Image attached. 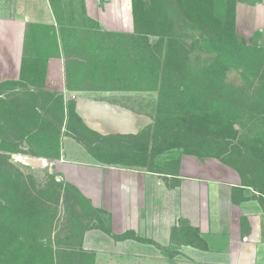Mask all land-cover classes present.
Here are the masks:
<instances>
[{
	"label": "crops",
	"instance_id": "obj_1",
	"mask_svg": "<svg viewBox=\"0 0 264 264\" xmlns=\"http://www.w3.org/2000/svg\"><path fill=\"white\" fill-rule=\"evenodd\" d=\"M83 1L88 14L90 0ZM105 3V13L88 16L104 31L132 33L131 0ZM106 16L115 20L108 22ZM26 24L49 27L57 43L46 61L43 86L30 84L31 89L57 92L64 105L72 101L82 122L101 135H137L153 125L158 89L110 61L97 68L105 79L90 78L83 67L72 68L73 48L78 46L66 55L67 39L62 42L48 0H0L1 81L24 82ZM235 27L264 47V0H236ZM127 72L125 80L114 76ZM66 154L62 145L56 161L69 163ZM157 155L153 168L105 164L92 157L74 163L80 169L72 182L94 207L107 211L112 233L131 231L140 238L116 239L102 229H87L75 248L90 254L87 264H264V195L218 158L181 151L166 158ZM184 223L198 230L207 249L181 243L174 229Z\"/></svg>",
	"mask_w": 264,
	"mask_h": 264
},
{
	"label": "rangeland",
	"instance_id": "obj_2",
	"mask_svg": "<svg viewBox=\"0 0 264 264\" xmlns=\"http://www.w3.org/2000/svg\"><path fill=\"white\" fill-rule=\"evenodd\" d=\"M64 1L65 5L68 6V3L71 2L74 6V17L70 18L68 10L66 9L63 20V24H65L63 30L66 35L68 50H70L75 43V45L78 46L77 48H73V50L75 49L77 51H75V55L71 59L72 68L77 69L78 67H83L85 70L89 71L90 78L99 80L101 77L105 79L100 73H97V68L104 66L106 64L103 63L104 61L108 63V61L112 60L111 53H115L114 55H117V58L120 59L118 62H122V65L118 67V65L115 66L114 64V67L127 68L129 71H132V73L133 70L136 69H141L144 74H147V71H149L150 76L154 74L156 79L150 80L147 75L143 77L144 82L150 84L153 81L157 83L158 81H164L167 83L166 85L170 84L172 86H165L158 100L156 120L161 130L159 129V132H154V134L153 132L147 133L148 139H143L141 143L142 150H145L150 158H156L158 153H164V157L162 158H166L167 154L180 151L183 152L184 146H186L190 148L197 157L216 158L205 153L207 146H203L202 144L207 143L205 140L208 137L200 138V142L193 141L194 144H192V140H187V138H192V132L184 134L181 131V126L183 124L182 116L185 111H192V103L194 104L195 102V99L192 100L193 96L199 94V97H201L202 91L207 88L205 84H199L197 87L192 88V73L202 77L203 74L206 73L205 69H207V66L213 61L215 56L213 48L209 47L207 45L208 43L205 42L207 37L206 31H203L200 27H197L196 24L192 23L179 9H174L169 0L166 1L167 12L175 26V31L179 40L185 49V74H188V77L182 84H180L178 80L169 82L167 79L169 75L166 73L162 60L165 49L163 42L160 46L157 45L156 50L152 48L148 49L144 40L136 36L134 31L132 33L108 32L102 30L100 27L97 29L93 26V22L89 19H84L82 8L83 0ZM112 4L114 5L113 2ZM89 5L90 10L88 14L85 9V14L87 16H101L105 13L107 6L105 0H90ZM212 7L214 15L218 17L223 16L225 0H213ZM101 11L104 12L101 13ZM89 18L91 19V17ZM106 18L108 22L115 20V18L111 16H106ZM37 32L36 35L38 37L44 35L42 29H40V33L39 29H37ZM235 32L238 39L240 38L243 40L245 45L251 47L258 45L254 41V36L248 35L247 32L238 31L236 28ZM77 39L79 41H77ZM156 40L157 37H150L151 44L155 45ZM38 46L42 51H46L50 49L51 44L41 39L40 42H38ZM107 50H111V53ZM109 55L110 59H108ZM154 57L158 58L156 59L158 62L153 63ZM237 62H239V65L237 63L228 64L227 62L224 63L225 66L222 65V73L220 72L221 74H219L222 79V84L220 86L224 90L219 91L215 96H208L207 98L202 96L201 100H199L198 108L200 106L201 108H206V110L211 109V101L212 103L215 101L216 104L220 101L222 102L221 104H223L224 100L222 96L223 94L225 95L227 91L232 90L241 94V104H239L240 106L236 109L238 117L236 118V123H234V127L238 129L237 138L226 139L224 145L218 144L212 149L219 152L220 156H223V158L230 159L231 162L236 163V165L245 172L247 179L255 181L259 177L264 178V173H262L264 167L261 166L262 163L260 164L258 159L260 148H264V112H262V108L260 107L261 104L259 103L258 94H256L255 97L253 95L254 92L258 90V87H256L257 84H250L244 79L245 76L250 74L248 71L250 68L246 67L245 63L240 61ZM114 76H123L122 79H128L129 73H121L120 75L116 73ZM135 78L136 76L134 74L133 79ZM40 81L39 76L35 78L37 86L40 85ZM10 82L13 81L0 80L1 107L13 106L14 109H18L19 107H29V104H37L38 108H36V112L39 113L38 115L35 114L32 107L25 115L19 113V128L22 129V132L18 135V147L24 153L4 151L12 147L4 142H2L3 147H0V173L9 170V166L6 163L7 161L21 170L26 178H24L20 186L24 185V187H15V190L18 189L20 191V196H22V191H29L31 195L30 197L25 195V199L29 204L30 200L36 202L32 209L33 211L29 215V221L24 224L19 223L21 213L17 215V211L20 209V200L16 199L14 202V211H16L14 223L18 230L17 233L20 241H28L31 243L36 235L38 240V245L35 246L33 242L30 244L29 258H21L20 254L14 253V257L16 256L18 259V261L15 259L14 264H26L25 260H28V264H87L88 260L92 258L90 254L75 250L81 232L84 231L85 227L90 229L99 225L98 220H95L97 215H100L104 220H106V217L92 210L87 202L81 199L77 193L76 188L78 187L72 182V179L77 176L80 166L74 165V163L87 161L91 159V157L95 159L90 153L93 151L102 156L103 159L109 160L114 156H116L115 159L121 158L124 155L129 156V153H134L136 148L127 150L123 147L117 149V147H115L116 144L121 142L118 139L109 142L108 140L101 141L103 142L101 146H98L99 142L91 143L92 140H100L95 139L93 135L84 131L76 119H68V128L65 123V117L62 124L60 123L58 119L60 116V105L56 103L54 97L53 99L48 98L46 93H42L41 88H37L32 98L29 92L23 90L22 87L12 91V88L16 87L17 84H11ZM49 92L59 95L54 91ZM71 103L72 101H68L67 105ZM1 107L0 126L3 130V126L1 125L3 124V122H1ZM22 109L24 108H21V110ZM37 118L39 121H42V119H53L55 123L51 128L61 126L58 144L60 147H62V145L65 146L67 153L66 157H68L69 163L60 164L56 161L57 159L48 156V154L53 153V139H48L49 141H46L43 134L28 131L30 126H34L32 123L38 121ZM108 143L114 145L108 146ZM32 150L41 155H31ZM2 155L8 156V159L4 158ZM22 158H40L41 162L34 166L23 163ZM87 175V177L91 179L89 172ZM59 185L61 186V195L56 197L54 192L57 193ZM4 189V185L0 183V194ZM1 200L0 197V201ZM41 203H43V205H41ZM42 208L44 212H42ZM38 219L40 221H38ZM36 220L38 222H36ZM35 224L39 225L33 228ZM2 230L3 228H0V234ZM26 233L33 234V237L31 236L25 240L24 234ZM41 244L42 246H40ZM14 245L15 249H18L16 252L20 251L19 244L15 242ZM24 246L25 245L21 247ZM1 249L2 247L0 245V250ZM52 255L54 256L53 260H55L53 262L51 260ZM181 257L184 258L187 257V255L182 252ZM7 258V256L2 258L0 264H3L4 260H7Z\"/></svg>",
	"mask_w": 264,
	"mask_h": 264
},
{
	"label": "trees",
	"instance_id": "obj_3",
	"mask_svg": "<svg viewBox=\"0 0 264 264\" xmlns=\"http://www.w3.org/2000/svg\"><path fill=\"white\" fill-rule=\"evenodd\" d=\"M50 3V6L52 8L54 17L60 26V35L62 37V42L65 40L66 35L63 30V20H64V12L66 9L68 10L70 18L74 17V6L70 3H68V6L65 5L64 0H48ZM166 1L167 0H131V14H132V20H133V28H134V34L138 36L139 38L143 39L148 49H154L156 50L157 45H161L162 42L164 43V54L162 57L164 67L166 69V73L169 75L167 76V79L169 82L172 81H179L180 84L183 83V81L186 80L188 77V74H185L186 71V55H185V49L183 47V44L180 42L179 37L175 31V26L167 12L166 7ZM171 6L174 9H179L185 17H187L189 20H191L192 23L196 24L197 27H200L203 31H206L207 37H206V43L209 47L213 48L214 51V58L213 61L207 66L206 73L203 74L202 77H199L197 75H194L192 73V88L197 87L199 84H205L207 88L204 89L201 93V97H208V96H215V94H218L219 91L224 90L221 88L222 79L220 77L222 65L225 66V62L228 64L237 63L239 65L240 61L242 63H245L246 67L250 68L249 75L245 76L244 79L249 82L250 84H257L256 87H258V90L254 92V97L256 94L259 96V103L261 104L262 112H264V48L261 46H247L244 44L243 40L238 39V36L235 32V3L236 0H225V8L223 16L218 17L214 15L213 13V7L212 2L213 0H169ZM83 14L84 19H89L91 22H93V26L97 29H99V25L96 21L90 19L85 14V7H84V1H83ZM37 29L43 30L44 35L38 37L36 35ZM39 35V34H38ZM157 37V40L154 44H151L150 37ZM41 39H44V41H47L51 44L50 49H47L46 51H42L39 46L38 42H40ZM56 39L54 32H50L49 27H45L42 25H33V24H26L25 28V34H24V47H23V57H22V68H21V78L24 79V82L21 83V81H13L10 82L11 84H17L16 87L12 88V91H15V89H18L20 87L23 88V90L29 92V95L34 97L36 92V89H31L30 84L36 85L35 78L39 76L40 78V85L39 87L43 86L44 83V73H45V66L46 61L48 57L53 54L54 50H56ZM63 46L67 55V44L64 41ZM54 47V48H53ZM111 51V50H107ZM113 52V50H112ZM157 52V51H156ZM111 53V52H110ZM111 64L114 63L115 66L118 65L120 67L122 65V62L119 58H117V55H114L115 53H111ZM110 59V55L108 56ZM158 58H153V63L158 62L156 60ZM152 62V61H151ZM106 63L107 62H103ZM134 63V62H133ZM137 71V72H136ZM221 72V73H220ZM133 73L135 74L136 78H143L145 76H149V79L155 80L156 77L154 74L150 76L149 71H147V74H144L141 69L133 70ZM131 71V77L133 78V74ZM220 73V74H219ZM144 82V81H143ZM25 83V84H24ZM147 84V82H145ZM155 89H158L159 97L160 93H163L165 86H170V84L166 85L167 83L164 81H153L152 83L148 84L150 87L152 86ZM42 89V88H41ZM41 91V90H40ZM33 92V93H32ZM42 93H46L48 98H55L56 103L60 105V116L58 119L60 120V123L62 124L64 117L66 119L65 123L67 124L68 128V119L74 118L76 119L82 129L84 131H87L89 134L93 135L95 139L92 140L91 143H98V146H101L103 142L101 141H112L115 139L120 140L118 144H116L115 147L117 149L125 148L127 150L136 148V151L134 153H129V156H122L121 158L115 159L116 156H114L112 159L105 160L97 154L96 152H90L91 155L99 162L105 163V164H120V165H148L149 167L153 168L154 159L150 158L145 150H142V140L148 139V132H159L160 125L158 121L154 120L153 125L150 128H146L142 130L137 135H126V134H111V135H101L96 131H93L92 129L88 128L80 119V117L75 112L74 103H71L69 105H64L62 96L61 95H55L52 92L46 91L42 89ZM40 93V94H42ZM44 95V94H43ZM200 95L193 96L192 100L195 99L194 104L192 103V111L188 110L185 111V113L182 116L183 124L181 126V131L184 134H187L189 132H192V138H187V140H192L196 142H200V138H206L208 137L205 142V144H202L203 146H207V150H205V153L209 156L216 157L220 160H222L227 165H230L234 167L239 174L241 175L242 181H244L247 185H251L254 188H256L258 191H260L264 195V178L259 177L257 180H249L246 177V174L243 170H241L240 167L236 165V163H233L230 161V159L223 158V156H220L219 152L214 151L212 148L219 145H224L226 139H236L238 135V129L234 127V123H236V118L238 117V112L236 111L237 107L241 104V94L236 91H227V93L223 94V104L222 102H216L214 101L212 104L211 109L201 108L198 103L199 100H201ZM221 97V98H222ZM252 97V96H251ZM253 98V97H252ZM29 107H19L18 109H14L13 106H4L1 107V124L3 127V130L0 126V147H3V143L8 144L12 147L5 149L4 151L8 152H15V153H24L19 147H18V140H19V134L22 132V129L19 128V119L20 114L25 115L28 111H30V108L32 107L35 114H39L36 111V108H38L37 104L32 105L29 104ZM194 105V106H193ZM21 108H24L21 110ZM191 112V113H190ZM57 118V117H56ZM35 121L32 123L34 126H30L29 132L34 131L37 132V134H43L44 139L46 141H49L48 139H53L54 142H52V145H54L53 153L48 154L50 158L58 159L60 157V146H59V135L61 131V126L53 127L54 120L53 119H42V121ZM154 127V128H153ZM49 129V130H48ZM151 129V130H150ZM48 130V131H47ZM161 130V129H160ZM27 131V132H28ZM169 131V129H168ZM23 137V136H22ZM54 137V138H53ZM17 141V142H16ZM83 142V140H82ZM2 145V146H1ZM114 145L108 143V146ZM51 148V147H50ZM4 149V148H3ZM118 152V151H117ZM184 153H191L194 154L190 150V148L184 146ZM260 155L258 156L259 162L262 167H264V148H260L259 152ZM117 154V153H116ZM31 155L33 156H40L38 152L31 151ZM4 158L8 159V156L2 155ZM6 162V161H5ZM9 166V170L6 172L0 173V183H2L5 187V189L1 192L0 197V228H3L2 233L0 234V245L2 249L0 250V260L7 256V260H4L3 264H14L15 259L18 261L17 257H14V253L20 254L21 258H29V250H30V244H33L36 246L38 245L37 235L34 240H32L31 243L28 241H20L19 235L17 233V229L14 223V217L16 211H14V202L17 200H20V209L17 211V215H20V224H24L25 222L29 221V215L33 211V207L35 206L36 202L34 200H30L29 202L25 199V195H28L30 197L31 193L29 191H22L20 196V191L17 189L15 190V187H24L20 186V184L24 181V178H26L21 170L16 168L12 163L6 162ZM262 173H264V169L262 170ZM59 190L54 192L56 194V197H59L61 195L60 188ZM14 188V190H13ZM77 193L81 197V199L85 200L89 207L97 212L98 214H103L106 217V220L101 218L100 215H97L95 220H98L99 225L95 228L102 229L107 234L112 235L116 239H125V238H134V239H140L137 237L133 232L127 231L120 235H115L112 233V230L110 228V225L108 223V213L107 211L94 207L91 202L81 193V191L76 188ZM24 199V200H22ZM262 205L264 207V198L261 200ZM43 205V203H41ZM42 212H44V209L42 208ZM38 221H40L38 219ZM36 220V222H38ZM29 225V224H28ZM39 224L33 225V228L38 226ZM32 227V226H30ZM88 228H84V231ZM177 230H179L177 232ZM84 231L81 232L80 235V241L82 238V235ZM177 232L180 241L182 244H190L192 246L198 247L199 249H207V244L205 240L200 236L198 230L194 227H191L190 225L184 223L181 227L174 229V232ZM33 237V234L26 233L24 234V237L27 238ZM17 242L20 246V251H17L18 249H15L14 243ZM28 243V244H27ZM25 245L24 247H21ZM42 246V244L40 245ZM17 254V255H18ZM54 256L52 255L51 260L52 262ZM26 264H28V260H25ZM24 264V263H22Z\"/></svg>",
	"mask_w": 264,
	"mask_h": 264
},
{
	"label": "water",
	"instance_id": "obj_4",
	"mask_svg": "<svg viewBox=\"0 0 264 264\" xmlns=\"http://www.w3.org/2000/svg\"><path fill=\"white\" fill-rule=\"evenodd\" d=\"M23 163L25 164H31V165H38L41 162L40 158H24V160H22Z\"/></svg>",
	"mask_w": 264,
	"mask_h": 264
},
{
	"label": "bare ground",
	"instance_id": "obj_5",
	"mask_svg": "<svg viewBox=\"0 0 264 264\" xmlns=\"http://www.w3.org/2000/svg\"><path fill=\"white\" fill-rule=\"evenodd\" d=\"M22 160H24V158H22Z\"/></svg>",
	"mask_w": 264,
	"mask_h": 264
}]
</instances>
